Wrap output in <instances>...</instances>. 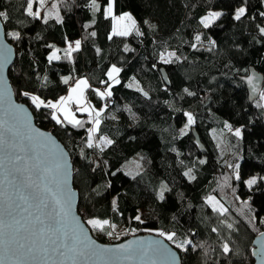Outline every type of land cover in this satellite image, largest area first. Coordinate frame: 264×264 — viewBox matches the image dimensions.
<instances>
[{"label": "trees", "instance_id": "1", "mask_svg": "<svg viewBox=\"0 0 264 264\" xmlns=\"http://www.w3.org/2000/svg\"><path fill=\"white\" fill-rule=\"evenodd\" d=\"M90 3L51 0L43 9L37 3L34 11L41 18H34L26 13V0H0V11L9 15L7 21L1 18L5 31L21 34L19 40L7 36L17 51L9 70L15 96L31 107L37 125L51 130L69 150L80 192L79 214L85 221L106 219L115 225L105 226L104 232L89 225L103 242L110 243L108 231L131 234L135 229L136 235L163 230L175 232L177 242L188 238L196 245L188 252L177 249L182 264L252 263L254 237L264 230V99L251 103L240 76L251 66L264 75V34L259 31L264 0H114L113 15L129 12L143 33L133 29L127 36L112 35L113 18L103 11L107 0H97L103 14ZM53 5H58L63 23L55 19V10L48 16ZM240 6L248 12L236 20ZM218 9L223 15L205 28L201 19ZM76 40L80 50L64 58L63 50ZM56 48L61 59L49 62ZM170 52L179 60L164 63L161 55ZM113 65L121 69L120 83L113 85L106 103L94 89L108 80ZM63 77H71L68 84ZM80 77L89 80L91 102L107 105L94 139L98 143L107 136L113 141L103 151L86 147L87 130L93 127L86 112L74 106L84 127L62 126L52 119L54 110L36 109L21 94L57 100ZM189 113L195 125H189ZM237 128L241 137L234 135ZM258 173L262 177L249 187L245 180ZM209 197L227 211L218 212ZM225 242L232 250L227 254Z\"/></svg>", "mask_w": 264, "mask_h": 264}, {"label": "snow or ice", "instance_id": "2", "mask_svg": "<svg viewBox=\"0 0 264 264\" xmlns=\"http://www.w3.org/2000/svg\"><path fill=\"white\" fill-rule=\"evenodd\" d=\"M243 2L244 0H241L242 4ZM37 3L39 8L43 9L46 0H26L28 16L41 18V12L34 11V5ZM113 6L114 0H107V8L103 11H106L107 15L113 19H117L113 15ZM89 7L94 12H102L97 0H91ZM53 10H55L57 22L63 23L58 5H53L48 10V16H53ZM247 12L246 6L238 7L235 10V19L240 20ZM222 15V12H210L200 22L207 28ZM260 15L264 16V12ZM0 18L7 21L9 15L6 11H0ZM119 20H128L131 23L124 29L114 26L112 35L127 36L131 34L132 29H135L137 34L143 35L130 14L119 17ZM44 22H48L47 18H44ZM259 31L264 34V27H260ZM91 35L95 36L96 33L92 32ZM4 36L19 40L21 34L18 31L0 30V108H3L7 115V118H0V171L4 173V179L0 180V264H180L177 253L158 239L138 238L106 247L96 244L89 237L80 218L73 214L76 194L70 186L73 169L67 153L56 144L50 134L32 128L31 118L27 115L26 109L12 101V91L4 73L11 62L13 53L12 48L3 43ZM195 39L200 41L201 37L197 35ZM50 47L54 48L52 45ZM80 47V40L75 41V47L69 42L63 50L64 58L70 59L72 53L79 51ZM128 50L126 46L125 51ZM60 51L56 48L48 56V61L60 60L61 56L57 55ZM173 57L179 60L174 52L168 53L167 57L162 54L161 60L164 63H171ZM120 72L121 69L113 65L107 72L108 80L102 81L107 84L106 89L104 91L99 88L94 89L96 95L101 99L112 96V85L120 83L118 79ZM44 79L46 80L47 77ZM70 79L71 77L62 78L64 84H68ZM254 79L255 76L250 77L249 84H252ZM109 81L111 83H108ZM90 87L87 78L78 79L75 86L69 89V95L61 96L55 102L46 101L41 96L28 91L21 94L29 97L36 109L54 110L52 119L57 124L63 126L67 122L73 127L82 128L85 121L77 119L76 113L70 107L76 104L78 111L88 114V122L93 125L87 130L89 135L86 147H100L103 151L102 145H110L113 141L102 137L98 144L94 143L95 134L100 128L103 109L96 110L94 106L86 102L85 91ZM255 87L253 85L254 89ZM144 94L147 95V93ZM260 98L264 99V92L261 93ZM260 106L264 107V105ZM187 115L188 123L191 125L194 122L193 117L190 113ZM226 126L229 131L232 130L230 124ZM234 135L241 137L242 130L237 128ZM228 167L231 168L233 165L229 164ZM235 168L238 169L239 165ZM235 178L240 179L238 171ZM225 179L227 180V177ZM256 182L255 177L246 181L249 187ZM163 198L162 191L160 199ZM213 201L214 198L209 197V203ZM113 203L115 204V201ZM217 203H214V207ZM216 210L221 213L227 211L222 205L216 207ZM134 219L144 223L140 215H136ZM85 223L101 232L105 231V226L115 228V225L110 224L106 219L91 218ZM228 227L232 228L233 225L228 224ZM131 231L135 234L136 230ZM213 231L215 232L216 229ZM106 234L112 236L113 232L108 231ZM156 235L171 241L183 252H188L190 246L193 250L196 248L192 239L185 238L177 242L175 232L156 230ZM260 237L261 239L257 242L260 248L254 251L253 255L259 256L260 264H264V232L260 233ZM222 247L225 254L232 251L227 242Z\"/></svg>", "mask_w": 264, "mask_h": 264}, {"label": "water", "instance_id": "3", "mask_svg": "<svg viewBox=\"0 0 264 264\" xmlns=\"http://www.w3.org/2000/svg\"><path fill=\"white\" fill-rule=\"evenodd\" d=\"M0 30H3L5 31V26H4V22H2L1 18H0ZM3 43L5 44H8L11 48H12V59H11V62L7 65L6 69H5V73H4V76L8 82V86L11 88V91H12V101L14 102V104L16 105H20L22 106L24 109H26V112H27V115L31 118V126L32 128L38 130L39 132H43V133H48L51 135V137L53 138V140H55L56 144H58L60 146V148H62L66 153H67V156H68V160H69V163L71 164L72 166V169H73V173H72V176H71V179H70V186L72 188V190L75 192V202H74V205H73V214L77 217L80 218V221L81 223L84 224V228L87 229L88 231V235L89 237L94 240L96 242V244L98 245H101V246H106V247H112V246H115V245H118V244H123V243H126L130 240H134V239H138V238H143V239H158V240H161L164 242V244H166L172 251L176 252L179 259H180V264L181 263V253L177 250V248H174L173 245L168 242L164 237H159L156 235V233H142V234H136V235H131V237H128V238H125V239H121L120 241L118 242H110V243H107V242H103L101 240H98L93 234H92V231H91V228L88 224L85 223V220L83 219V216L81 214H79V199H80V192H78L77 188L75 187V184H74V165H73V161L71 160V157H70V152L69 150L65 147V145L63 144L62 141H60V139H58L56 137V135L50 130H46V129H43L42 127L38 126L37 123H36V118H34V113L31 109V107H29L27 104L21 102L16 96H15V91H14V87H12L11 85V81H10V76H9V70L10 68L13 66L15 60H16V57H17V51H16V47L15 45H13L12 43H10L8 40H7V36H4L3 38ZM162 71V74H163V77H164V80H166V82H168V79H167V74L165 72L164 69L161 70ZM252 76H255V79L253 80V83L252 84H249V78L252 77ZM240 80L242 82H244L245 86L247 87V90H248V97H249V100L251 103L255 102V100L259 99L260 98V95L261 93L264 91V75L259 72L255 66H251L248 70V73L243 75V76H240ZM253 85H255V89L253 88ZM0 118H7V115L4 111L3 108H0ZM192 132L194 133V136L196 138V140L199 142V135H198V132H196V129L195 128H192ZM4 179V173L3 171H0V180H3ZM261 232H264L261 231ZM255 239L253 240V243H252V260L253 262L250 263V264H260V259H259V256L257 255H253V252L254 251H258L259 248H260V245L257 243L261 237H260V233L258 235H256L254 237Z\"/></svg>", "mask_w": 264, "mask_h": 264}, {"label": "rangeland", "instance_id": "4", "mask_svg": "<svg viewBox=\"0 0 264 264\" xmlns=\"http://www.w3.org/2000/svg\"><path fill=\"white\" fill-rule=\"evenodd\" d=\"M241 7V6H240ZM210 12H221V10L220 9H218V10H211ZM129 14V13H128ZM208 15V14H207ZM215 21V20H214ZM213 21V22H214ZM117 20H116V22H115V26L117 27ZM212 24V23H211ZM125 27L124 26H122L121 25V29H124ZM73 45H75L74 43H73ZM57 55H59V53H57ZM81 78H85V77H80L79 79H81ZM110 83H111V81H109ZM114 85V84H113ZM113 85H112V87H113ZM75 85H71L70 86V88H72V87H74ZM69 88V89H70ZM264 92V91H263ZM87 90L85 91V97H86V102L88 103V104H91L90 102H89V100H88V97H87ZM68 94H69V92H68ZM42 98V97H41ZM42 99H44V98H42ZM44 100H46V99H44ZM49 100H52L53 102H55L56 100H53V99H49ZM47 101V100H46ZM92 106H94V108L96 109V110H100V109H103L105 106L103 105V107H99V106H96V105H94L93 103L91 104ZM71 107V110L73 111V112H75V110H74V107L71 105L70 106ZM58 115H60L59 113H57ZM78 117L79 116H77L76 115V118L78 119ZM62 118V117H61ZM194 120V119H193ZM195 123L196 122H193L191 125H195ZM236 130V129H235ZM234 130V131H235ZM107 139H109L107 136H105ZM98 143H99V141H98ZM97 143V144H98ZM105 146L106 145H102V147H103V149L105 148ZM253 177H255L256 178V180L258 181V179L260 178V177H262V175H260L259 173L258 174H255V175H252V176H249V177H247V179L245 180V183H246V181H248L249 179H252ZM247 184V183H246ZM254 185V184H253ZM215 202H218L217 204H216V206L215 207H219V206H221L222 204H220V202L216 199H214V201H213V205H214V203ZM223 208H225V207H223ZM226 209V208H225ZM130 235H132V233L130 234V233H128V232H124V231H122V230H116V233L115 234H113L112 236H110L109 237V242H118V241H120L121 239H123V238H125V237H128V236H130Z\"/></svg>", "mask_w": 264, "mask_h": 264}, {"label": "crops", "instance_id": "5", "mask_svg": "<svg viewBox=\"0 0 264 264\" xmlns=\"http://www.w3.org/2000/svg\"><path fill=\"white\" fill-rule=\"evenodd\" d=\"M49 1H51V0H46V3H48ZM129 12H124V13H122L121 15H118V16H115L117 19H113V28H114V26H115V22H116V20L118 21L117 22V27H119L120 29H121V25L122 26H124L125 28L128 26V25H130V21H128V20H119V17H121V16H124V15H126V14H128ZM130 14V13H129ZM131 16H132V14H130ZM133 17V19L135 20V18H134V16H132ZM133 30V29H132ZM132 32V31H131ZM75 44V43H74ZM119 77V76H118ZM85 78H87V77H85ZM88 79V78H87ZM89 81V80H88ZM90 84V83H89ZM68 92H69V90H68ZM68 92L64 95V96H66V95H69L68 94ZM87 94V93H86ZM87 97H88V100H89V102L92 104V102H91V100L89 99V96H88V94H87ZM72 106L74 107V106H77L76 104H72ZM76 113V112H75ZM77 115V114H76ZM61 117H62V115H61ZM63 118V117H62ZM78 119H79V117H78Z\"/></svg>", "mask_w": 264, "mask_h": 264}, {"label": "built area", "instance_id": "6", "mask_svg": "<svg viewBox=\"0 0 264 264\" xmlns=\"http://www.w3.org/2000/svg\"><path fill=\"white\" fill-rule=\"evenodd\" d=\"M71 43H74V42H71ZM75 82H76V79H74L70 84H71V85H75ZM106 87H107V84L102 83V85L99 86L98 88H99L101 91H104V90L106 89ZM110 101H111V98H110V97H107V98H106V103H110ZM75 110L78 111V106H75Z\"/></svg>", "mask_w": 264, "mask_h": 264}]
</instances>
